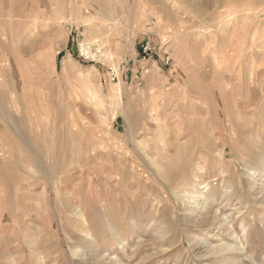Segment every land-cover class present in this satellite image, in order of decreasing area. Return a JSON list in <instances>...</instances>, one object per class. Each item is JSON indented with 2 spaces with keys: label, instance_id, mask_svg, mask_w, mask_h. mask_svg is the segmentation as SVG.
Segmentation results:
<instances>
[{
  "label": "rangeland",
  "instance_id": "1",
  "mask_svg": "<svg viewBox=\"0 0 264 264\" xmlns=\"http://www.w3.org/2000/svg\"><path fill=\"white\" fill-rule=\"evenodd\" d=\"M262 88L264 0H0V264H264Z\"/></svg>",
  "mask_w": 264,
  "mask_h": 264
},
{
  "label": "bare ground",
  "instance_id": "2",
  "mask_svg": "<svg viewBox=\"0 0 264 264\" xmlns=\"http://www.w3.org/2000/svg\"><path fill=\"white\" fill-rule=\"evenodd\" d=\"M19 29V28H18ZM81 49H82V52H83V54H85L86 56H90V58H94L95 57V54H94V52H92L91 50H90V43H88V42H81ZM64 63H65V60H64ZM66 64H67V62H66ZM66 70V69H65ZM262 90H263V88H262ZM264 91V90H263ZM233 93L234 92H232V91H230V92H225V94H223V95H225L224 96V99H226V102L228 103V104H230L232 101V97H233ZM263 93V92H262ZM187 95V94H186ZM185 95V96H186ZM249 96V94L247 95V97ZM206 97H207V99H209L210 101H211V103L212 104H214V106H215V109L212 111V112H210V114L211 115H215L216 114V112H217V110H218V104H217V99L213 96V94H212V92L210 91V90H208L207 91V94H206ZM188 98V97H187ZM254 98L257 100L258 98L256 97V96H254ZM1 102V101H0ZM257 104V103H256ZM26 108V107H25ZM193 108V107H192ZM204 108H205V106H204ZM207 112V111H206ZM12 114V113H11ZM8 115V114H7ZM207 116V115H206ZM208 117V116H207ZM212 118V117H211ZM220 120V119H219ZM12 125H13V123H12ZM161 133V132H160ZM44 156H40V157H38L37 158V161L39 162V164H40V166L43 168V169H47V167H46V163H45V161H49V162H52L53 163V165H52V167L53 168H56V166L57 165H59V164H63V165H65L66 163L68 164L69 163V161H63V160H60V159H58V160H60L59 162H56L55 161V159H57V157H55V156H50L49 158H52V159H49V160H45L44 158H43ZM48 157V156H47ZM43 159H44V161H43ZM47 164H48V162H47ZM251 167V166H250ZM45 171V170H44ZM257 171H255L254 169H251V171H250V179H248L249 181L248 182H250V185L252 184V182H251V180L254 178V176H255V173H256ZM264 172V171H263ZM262 172V173H263ZM57 173V171H52V174L55 176V174ZM257 174V173H256ZM258 175V174H257ZM260 175V174H259ZM258 175V176H259ZM263 175V174H262ZM47 178H49V179H52V177H50V176H46ZM259 177H261V176H259ZM54 179V178H53ZM90 179V178H89ZM264 179V178H263ZM185 182V181H184ZM255 183H256V180H255ZM185 184V183H184ZM195 185V184H194ZM247 185V184H246ZM183 186V185H182ZM190 186V185H189ZM188 186V187H189ZM264 186V185H263ZM176 189V188H175ZM249 189V188H248ZM192 190V189H191ZM193 190H195V189H193ZM192 190V191H193ZM254 190V189H253ZM196 191V190H195ZM188 192V195L187 196H189V200H190V204H192L193 202H194V204H193V209L194 210H198L197 212H199L200 214H198V218L199 217H202L201 219L204 221V223H206L207 225L209 224V225H215L216 223V221L217 222H219V223H222L224 220L222 219V217L220 216V215H218L217 213L215 214V215H210V214H204V212H206V211H210V209H208L209 208V206H211L213 203H212V201H211V197H210V195L209 194H205L206 192H207V190H204V191H202V192ZM203 192H205V193H203ZM262 196V195H261ZM215 198V197H214ZM216 202V201H215ZM262 203V202H261ZM264 203V202H263ZM261 205V204H260ZM262 206V205H261ZM192 207L190 208V209H192ZM185 208H186V205H185ZM185 208H183L184 210H186ZM187 210H188V208H187ZM208 211V212H209ZM181 212H183V211H181ZM184 212H186V211H184ZM196 212V211H195ZM194 212V213H195ZM190 213V214H189ZM212 213V212H211ZM188 215H191V212H188L187 213ZM213 214V213H212ZM76 215L78 216V217H80L81 219H83V221H85L86 222V224L88 223V221H87V215H85L84 214V212H83V209L82 208H79V210L78 211H76ZM182 217H183V213H182ZM187 218V217H186ZM197 218V217H196ZM183 220H184V217H183ZM185 221H187V220H185ZM203 221H202V223H203ZM193 222V221H192ZM227 222V221H226ZM199 223V222H198ZM224 224H225V222H223ZM192 224V223H191ZM190 224V225H191ZM201 224V223H200ZM226 224H229V223H226ZM207 225H206V227H207ZM209 225H208V227H209ZM217 225V224H216ZM221 226H222V224H220ZM220 225H217V226H220ZM230 225V224H229ZM244 225V224H243ZM194 226V225H193ZM195 226H196V224H195ZM198 226V225H197ZM203 226V225H202ZM229 227V228H228ZM164 228V227H163ZM199 228V227H198ZM227 228H228V230L230 231L229 233H230V235H231V237L233 238V242L232 243H229L228 241L226 242L225 240H220L221 241V243L219 244L218 242V244H217V246H219V247H217L216 249H214V251H211L213 254H219V255H223V258H224V260L222 261V263H220V264H240V262H241V260L242 259H246L247 257L250 259V261H255L254 262V264H259L254 258H253V255H249V254H246V255H240L242 252H244L243 250L244 249H246L245 247L246 246H244V244H243V242H242V237H239L235 232H234V230L233 229H230V226H227ZM232 228V227H231ZM202 230H203V228H201ZM211 229V228H210ZM222 230V229H221ZM233 230V231H232ZM160 231V230H159ZM242 231H243V233H244V236H245V238H247L246 237V232H247V228L246 227H243V229H242ZM168 232V231H167ZM221 232V231H220ZM219 232V233H220ZM222 233V232H221ZM214 234V233H213ZM225 234V233H224ZM207 235V234H206ZM194 236V235H193ZM244 236H243V238H244ZM208 237V236H207ZM165 239V238H164ZM216 239V238H215ZM200 240V239H199ZM199 240H198V242L197 243H199ZM202 240V239H201ZM190 241H192V240H190ZM247 241V240H246ZM202 242V241H201ZM214 242V241H213ZM208 243V242H207ZM209 243H210V241H209ZM195 244V243H194ZM202 244V243H201ZM197 245H199V244H197ZM208 245V244H207ZM210 245V244H209ZM213 246V245H212ZM193 247V246H192ZM196 247V246H195ZM208 249V248H207ZM161 250V249H160ZM204 250V249H203ZM199 251V250H198ZM210 251V250H209ZM246 251V250H245ZM76 252V251H75ZM82 252V251H81ZM194 252V251H193ZM206 252V251H205ZM172 253V252H171ZM200 253H203V251L202 252H200ZM199 253V254H200ZM250 253V252H249ZM78 254V253H77ZM90 254V253H89ZM92 254H95V253H92ZM152 254V253H151ZM197 254V253H196ZM198 254V255H199ZM87 255H88V253H87ZM97 255V254H96ZM156 255V254H155ZM201 255V254H200ZM204 255H206V254H204ZM203 255V257H205ZM83 256V255H82ZM98 256V255H97ZM207 256V255H206ZM216 256V255H215ZM90 257V256H89ZM94 257V255L92 256V258ZM146 257H148V256H146ZM154 256H152V258H153ZM81 258V257H80ZM100 258V257H99ZM177 258V257H176ZM183 258V257H182ZM219 258V257H218ZM148 259V258H147ZM209 259V258H208ZM82 260V259H81ZM88 260V259H87ZM178 260H180V259H178ZM188 260V259H187ZM207 260V259H206ZM213 260V259H212ZM177 261V260H176ZM80 262V261H79ZM180 262H181V260H180ZM212 262V261H211ZM103 263V262H102ZM219 263V262H218ZM83 264H95V263H93V262H87L86 261V263L85 262H83ZM112 264H119V263H112Z\"/></svg>",
  "mask_w": 264,
  "mask_h": 264
},
{
  "label": "crops",
  "instance_id": "3",
  "mask_svg": "<svg viewBox=\"0 0 264 264\" xmlns=\"http://www.w3.org/2000/svg\"><path fill=\"white\" fill-rule=\"evenodd\" d=\"M77 37H78V36H77ZM78 39H79V37H78ZM72 40H73V43H72V46H71L70 48L68 47V43H67V45H66V46L69 48V49H68V51H69V55H68V56L71 57L72 59H75V58H74V56H75V57L77 58V61H78V62H80V61H81V62H86L83 58L80 57L79 53L75 50V42L78 44V40L76 41V40L74 39V36H73V39H72ZM144 41H145V39H144ZM73 45H74V47H73ZM142 45H143V44H141V46H142ZM76 46H77V45H76ZM152 51H153V50H152ZM136 54H137V53H136ZM136 54L134 53L133 55H136ZM136 56H137V55H136ZM136 56H134V58H136ZM134 58H129V60H127V59L125 60V66H124V69H125L126 66L129 64V66L126 68V71H127V72H125V70H123V72L126 73V78H128V73H130L129 70H130V71H132V70L134 71V69L131 68V65H130L131 61H132ZM75 60H76V59H75ZM135 60H136V59H135ZM81 64H82V63H81ZM131 64H132V63H131ZM131 74H132V73H131ZM133 75H134V74H133ZM137 77H139V76H137V74L135 73V76L133 77V81H134V79H137ZM138 84H140V83H137V85H138Z\"/></svg>",
  "mask_w": 264,
  "mask_h": 264
},
{
  "label": "built area",
  "instance_id": "4",
  "mask_svg": "<svg viewBox=\"0 0 264 264\" xmlns=\"http://www.w3.org/2000/svg\"><path fill=\"white\" fill-rule=\"evenodd\" d=\"M148 50H150V48L148 46H145L144 51L147 52ZM115 77H116V75L114 74L113 79H115Z\"/></svg>",
  "mask_w": 264,
  "mask_h": 264
}]
</instances>
